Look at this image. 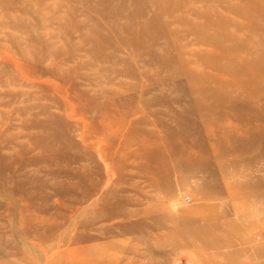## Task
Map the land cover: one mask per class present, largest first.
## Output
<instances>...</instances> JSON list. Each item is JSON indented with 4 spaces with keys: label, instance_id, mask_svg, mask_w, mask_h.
<instances>
[{
    "label": "rangeland",
    "instance_id": "374dc122",
    "mask_svg": "<svg viewBox=\"0 0 264 264\" xmlns=\"http://www.w3.org/2000/svg\"><path fill=\"white\" fill-rule=\"evenodd\" d=\"M261 69L264 0H0V264H264Z\"/></svg>",
    "mask_w": 264,
    "mask_h": 264
},
{
    "label": "bare ground",
    "instance_id": "6f19581e",
    "mask_svg": "<svg viewBox=\"0 0 264 264\" xmlns=\"http://www.w3.org/2000/svg\"><path fill=\"white\" fill-rule=\"evenodd\" d=\"M220 51V53H219V55L220 56H225V57H227L226 56V53L223 51V50H219ZM236 56V55H235ZM259 60V59H258ZM257 60V61H258ZM257 62H254V64H256ZM253 64V65H254ZM255 66V65H254ZM258 65L256 64V66L255 67H257ZM240 66H237V67H235V68H233L232 70H230V73L229 74H232V73H235V74H232V75H235L234 77H237V76H240V75H245V74H247L248 72L245 70V68L242 66L241 68H239ZM262 70V71H261ZM259 72H257L256 71V74H258V75H263L264 74V69H261ZM227 71H228V69H227ZM224 72L226 73V71L224 70ZM223 73V72H222ZM231 76V75H230ZM249 76V75H248ZM244 78H245V76H243ZM212 78H213V76H212ZM239 78H241V77H239ZM251 78V77H250ZM256 78V77H255ZM258 78V77H257ZM233 79V78H232ZM232 79H231V81H232ZM261 79V78H260ZM259 79V80H260ZM226 80V79H225ZM224 80V81H225ZM234 80V79H233ZM236 80V79H235ZM234 80V81H235ZM240 80V79H239ZM242 80V79H241ZM231 81H230V79L229 80H227V82H224V84L226 85V86H229V87H231ZM233 82V81H232ZM249 82V81H248ZM222 83V82H221ZM234 83V82H233ZM235 84H238L237 83V81L235 82ZM234 84V85H235ZM222 85V84H221ZM221 85H220V87H221ZM251 85V84H250ZM254 85V84H253ZM235 86H237V85H235ZM234 86V87H235ZM215 87V86H214ZM220 87H219V89H220ZM228 87V88H229ZM216 88V87H215ZM214 88V89H215ZM227 88V87H226ZM231 89V88H230ZM232 89H234V90H238V91H243L244 89H245V83L242 81H240V83H239V86H237V88H233L232 87ZM251 91V90H250ZM221 92V91H220ZM236 92V91H235ZM249 92V91H248ZM251 93V92H250ZM251 96V95H250ZM256 102V101H255ZM240 114V113H239ZM248 121H250V120H248ZM252 121V120H251ZM185 142V141H184ZM191 142V141H190ZM189 143V142H188ZM200 153V152H199ZM203 153V152H202ZM189 154V153H188ZM191 155V154H190ZM188 156V155H187ZM188 158V157H187Z\"/></svg>",
    "mask_w": 264,
    "mask_h": 264
},
{
    "label": "built area",
    "instance_id": "2783aa9c",
    "mask_svg": "<svg viewBox=\"0 0 264 264\" xmlns=\"http://www.w3.org/2000/svg\"><path fill=\"white\" fill-rule=\"evenodd\" d=\"M186 201H188V202H189V201H190V199H187Z\"/></svg>",
    "mask_w": 264,
    "mask_h": 264
}]
</instances>
